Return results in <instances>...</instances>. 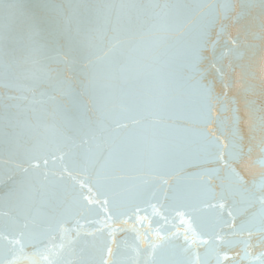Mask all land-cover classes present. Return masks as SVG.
<instances>
[{"label": "water", "instance_id": "water-1", "mask_svg": "<svg viewBox=\"0 0 264 264\" xmlns=\"http://www.w3.org/2000/svg\"><path fill=\"white\" fill-rule=\"evenodd\" d=\"M0 264H264V0H0Z\"/></svg>", "mask_w": 264, "mask_h": 264}]
</instances>
